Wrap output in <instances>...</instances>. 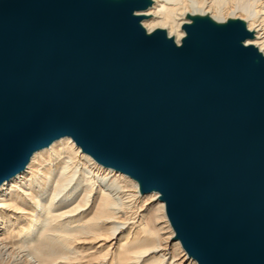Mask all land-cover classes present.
<instances>
[{
    "label": "water",
    "instance_id": "obj_1",
    "mask_svg": "<svg viewBox=\"0 0 264 264\" xmlns=\"http://www.w3.org/2000/svg\"><path fill=\"white\" fill-rule=\"evenodd\" d=\"M64 136L160 190L201 264H264V90L251 52L177 51L72 0L0 3V183Z\"/></svg>",
    "mask_w": 264,
    "mask_h": 264
},
{
    "label": "bare ground",
    "instance_id": "obj_2",
    "mask_svg": "<svg viewBox=\"0 0 264 264\" xmlns=\"http://www.w3.org/2000/svg\"><path fill=\"white\" fill-rule=\"evenodd\" d=\"M55 2L60 0H0ZM142 39L203 54L208 41L253 55L264 90V0H72ZM0 264H201L158 189L84 151L72 136L33 152L0 183Z\"/></svg>",
    "mask_w": 264,
    "mask_h": 264
}]
</instances>
